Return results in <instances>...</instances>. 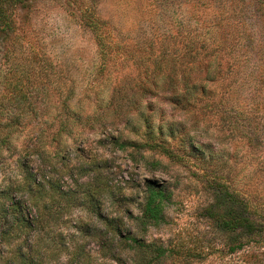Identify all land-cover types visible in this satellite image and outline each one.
Masks as SVG:
<instances>
[{"label": "rangeland", "instance_id": "rangeland-1", "mask_svg": "<svg viewBox=\"0 0 264 264\" xmlns=\"http://www.w3.org/2000/svg\"><path fill=\"white\" fill-rule=\"evenodd\" d=\"M153 1L27 0L6 10L9 26L0 32V231L14 222L0 239V264L22 239L39 240L40 250L48 245L55 252V257L44 253L48 264H65L76 254L81 255L77 264H133L141 254L152 257L149 249L155 245L168 252L149 264H264V245L230 251L233 234L206 212L221 195L216 186L221 182L264 212V125L250 126L247 111L238 110L231 112L237 120L232 130L219 115L189 126L182 116L169 117L161 102L147 109L149 94L134 95L124 107L116 88L130 67L125 58H102L98 77L90 81L98 43L91 26L81 24L87 2L112 22L148 33L162 29L170 12L164 8L168 0L157 11ZM250 10L241 8L247 15ZM147 11L154 24L144 22ZM258 27L263 45L245 61L236 87L243 98L260 76L258 65H264V26ZM140 109L151 139H158L159 125L160 140L179 156L141 146L151 139L135 115ZM168 126L173 138L166 135ZM199 143V149L192 147ZM148 184L165 187L170 197L164 222L139 231L132 217ZM11 202L13 209L7 208ZM116 224L148 249L116 248ZM113 247L119 262L110 256Z\"/></svg>", "mask_w": 264, "mask_h": 264}, {"label": "trees", "instance_id": "trees-1", "mask_svg": "<svg viewBox=\"0 0 264 264\" xmlns=\"http://www.w3.org/2000/svg\"><path fill=\"white\" fill-rule=\"evenodd\" d=\"M25 1L27 0H0V32H4L9 26L6 10L16 3L23 6ZM162 2L163 0H154L150 4L152 11H157ZM87 5L84 13L86 17L81 24L85 27L91 26L88 27L91 38L98 43L95 70L90 81L95 76L98 77L102 58H125L124 62L130 67L122 74L116 88L121 89L122 106L128 107L132 104L131 98L134 95L141 97L149 94L151 96L145 101L147 109H155L154 103L161 102L169 107V117L182 116L189 126L200 119H213L219 115L226 118L232 130L236 127L237 120L231 112L238 110L247 111L245 121L250 126L253 123L264 125V65H258L261 69L260 76L252 80L254 85H251L247 96L243 98L236 92V87L241 82V74H244L245 61L263 45V39H258L262 31L258 26H264V0H180L178 3L177 0H168L164 5L170 11L167 14V23L162 29L154 28L148 33L138 30L137 25L130 30L120 22L114 23L110 17L100 15L90 3L87 2ZM175 6H179L177 14ZM243 6L251 7V13H242ZM248 19L255 22L254 29L250 27L252 23ZM143 20L154 24L151 11H147ZM135 115L145 123V135L151 139L153 135L144 111L137 110ZM130 116L127 115L126 121ZM157 129L158 139H151L149 143L141 146L155 148L168 156H179L160 140L163 131L159 125ZM166 135L173 138L172 126L167 127ZM124 144L126 143L119 142L118 146L122 147ZM200 146V143L192 145L196 149ZM228 183H216L221 195H217L214 206L206 208L207 216L220 229L233 234L230 251L244 245H253L255 249L262 248L263 209L251 208L242 200L238 191L227 186ZM248 185L252 183L249 182ZM169 197L170 191L163 186L148 184L145 187L138 213L132 217L139 231L164 222L163 212ZM14 206L11 202L7 208L13 209ZM13 222L7 225V229L0 231V239L13 227ZM28 224L34 228V220ZM122 230L116 224L115 231L119 234L114 244L116 248L121 245L137 252L148 249L146 247L149 246L133 235V232L127 230L122 234ZM112 237L109 235L108 238L111 240ZM23 241L27 243L24 244ZM38 241L22 239L17 242L5 258L6 264H48L49 261L44 262L42 259L44 253L47 251L48 256L55 257V252L48 245L40 250L42 244ZM114 248L110 256L119 262L118 254L112 253ZM149 252L154 255L148 257L144 253L137 260L131 259V262L149 264L151 258L167 254L168 249L155 245L151 246ZM80 256L76 254L65 264L79 263Z\"/></svg>", "mask_w": 264, "mask_h": 264}]
</instances>
